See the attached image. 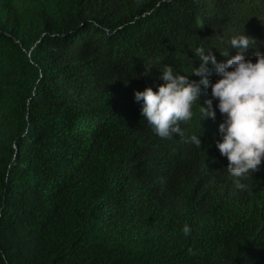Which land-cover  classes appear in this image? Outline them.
Masks as SVG:
<instances>
[{"label": "trees", "instance_id": "trees-1", "mask_svg": "<svg viewBox=\"0 0 264 264\" xmlns=\"http://www.w3.org/2000/svg\"><path fill=\"white\" fill-rule=\"evenodd\" d=\"M243 33L264 0H0V264H264V161L237 188L218 110L162 139L134 99Z\"/></svg>", "mask_w": 264, "mask_h": 264}, {"label": "clouds", "instance_id": "clouds-1", "mask_svg": "<svg viewBox=\"0 0 264 264\" xmlns=\"http://www.w3.org/2000/svg\"><path fill=\"white\" fill-rule=\"evenodd\" d=\"M254 42L244 33L233 36L228 44L236 54L230 56L229 49L219 53L224 60H217L212 49L197 47L193 55L198 66L192 67L191 75L199 80H190V75L174 72L171 65L165 64L158 77L163 83L155 91L145 87L134 93L135 101L141 104L142 117L162 139L173 134L183 135L179 124L193 118L192 109L197 102L202 120H215L218 110L222 121L218 125L215 148L226 158L225 169L240 189L245 187L241 180L264 161V54L253 52L255 62L244 55ZM213 73L215 81L209 79ZM202 87L210 89V98L203 105L200 103ZM190 140L201 147L200 136L193 135ZM181 231L188 237L191 228L184 224Z\"/></svg>", "mask_w": 264, "mask_h": 264}]
</instances>
